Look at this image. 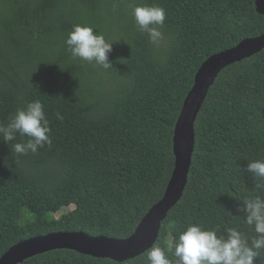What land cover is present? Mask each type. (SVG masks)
<instances>
[{
  "label": "trees",
  "instance_id": "obj_1",
  "mask_svg": "<svg viewBox=\"0 0 264 264\" xmlns=\"http://www.w3.org/2000/svg\"><path fill=\"white\" fill-rule=\"evenodd\" d=\"M133 4L166 10L159 45L138 30ZM76 24L113 43L111 68L72 58L65 41ZM262 33L256 0H0V123L39 100L52 138L27 155L11 151L27 136L0 138V257L57 231L131 236L171 179L174 129L197 71ZM257 159H264V49L224 68L210 87L186 188L153 246L175 261L179 234L197 223L218 234L236 227L251 244L257 234L238 205L264 198V181L246 171ZM148 251L118 262L58 249L20 264H150ZM259 251L256 264H264Z\"/></svg>",
  "mask_w": 264,
  "mask_h": 264
},
{
  "label": "clouds",
  "instance_id": "obj_2",
  "mask_svg": "<svg viewBox=\"0 0 264 264\" xmlns=\"http://www.w3.org/2000/svg\"><path fill=\"white\" fill-rule=\"evenodd\" d=\"M132 15L138 30L146 33L153 44L159 45L163 40L160 29L166 20V10L156 5L133 4ZM65 43L73 59L94 63L103 69L112 67L109 53L113 43L92 26L74 25ZM56 115L63 119L59 112ZM17 134L29 138L27 142L11 146V151L18 155L36 153L45 144H52L50 122L39 100L18 108L7 125L0 123V138L11 142ZM246 171L252 174L254 181H264V159L249 161ZM238 210L245 214L247 225L253 226L257 234L251 244L236 227H227L225 234H218L215 229L191 224L179 234L175 243V261L170 260L159 246H153L147 253L150 264H256L259 250L264 249V198L245 199L243 206L238 205Z\"/></svg>",
  "mask_w": 264,
  "mask_h": 264
},
{
  "label": "water",
  "instance_id": "obj_3",
  "mask_svg": "<svg viewBox=\"0 0 264 264\" xmlns=\"http://www.w3.org/2000/svg\"><path fill=\"white\" fill-rule=\"evenodd\" d=\"M256 9L264 15V0H256ZM263 49L264 33L246 38L235 47L210 56L201 65L175 125V167L171 179L163 197L150 208L131 236L119 239L104 235L92 236L85 232H51L13 245L0 257V264H20L38 254L58 249L124 262L152 248L158 239L162 222L180 201L186 188L195 148V123L210 87L224 68Z\"/></svg>",
  "mask_w": 264,
  "mask_h": 264
},
{
  "label": "rangeland",
  "instance_id": "obj_4",
  "mask_svg": "<svg viewBox=\"0 0 264 264\" xmlns=\"http://www.w3.org/2000/svg\"><path fill=\"white\" fill-rule=\"evenodd\" d=\"M67 210V208H64L62 211H60L59 213H57V214H55V216H59L61 213H63L64 211H66ZM28 216V214H27V211L25 212V215L23 216V218H22V220H21V222H25V221H27V217Z\"/></svg>",
  "mask_w": 264,
  "mask_h": 264
}]
</instances>
